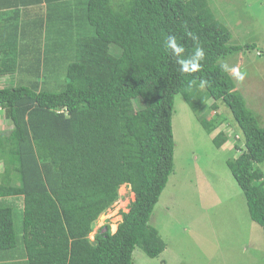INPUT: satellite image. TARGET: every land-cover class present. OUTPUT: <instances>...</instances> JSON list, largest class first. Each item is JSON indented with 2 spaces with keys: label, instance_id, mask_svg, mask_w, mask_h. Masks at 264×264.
<instances>
[{
  "label": "trees",
  "instance_id": "trees-1",
  "mask_svg": "<svg viewBox=\"0 0 264 264\" xmlns=\"http://www.w3.org/2000/svg\"><path fill=\"white\" fill-rule=\"evenodd\" d=\"M210 2L0 0V113L12 123L0 128V264H134L137 246L159 256L167 244L151 219L175 169L179 93L218 149L234 126L227 165L264 229V125L221 67L244 46ZM53 49L68 50L64 69L47 66ZM182 61L201 67L181 72ZM124 184L135 199L117 230L97 228Z\"/></svg>",
  "mask_w": 264,
  "mask_h": 264
},
{
  "label": "rangeland",
  "instance_id": "rangeland-1",
  "mask_svg": "<svg viewBox=\"0 0 264 264\" xmlns=\"http://www.w3.org/2000/svg\"><path fill=\"white\" fill-rule=\"evenodd\" d=\"M210 1L217 17L232 33L231 44L244 46L242 51L220 62L246 73L244 80L239 81L230 71L237 89L264 125V0ZM248 44L256 48H245ZM48 47L47 51L53 46ZM50 55L59 56L54 49ZM69 56L66 50L61 54L62 59L54 58L47 66L51 70L60 66L64 69ZM57 74L46 77L47 81H55ZM63 79L65 74L59 78ZM7 85H20V82L10 80ZM53 85L52 90L62 88ZM218 103L221 110L228 113L223 102ZM0 125L7 129L12 123L0 117ZM173 127L175 169L151 219L167 247L159 256L150 257L137 246L134 264H264V229L252 219L246 196L227 165L229 157L236 155L233 150L239 139L232 133L234 126L224 123L230 140L224 144V150L218 149L212 135L179 93L175 99ZM261 166L264 168V164ZM120 193L122 197L100 216L97 228L110 223L112 231L117 230L122 212L128 211L130 202L135 199L130 185H122ZM9 200L13 201L15 222L19 225L20 201ZM91 236L93 238L94 233Z\"/></svg>",
  "mask_w": 264,
  "mask_h": 264
},
{
  "label": "clouds",
  "instance_id": "clouds-1",
  "mask_svg": "<svg viewBox=\"0 0 264 264\" xmlns=\"http://www.w3.org/2000/svg\"><path fill=\"white\" fill-rule=\"evenodd\" d=\"M167 47L171 48V49H175L177 52L179 51H183V48H177V44H176V39L175 37H169L168 38V42H167ZM196 55L199 57H203L204 55V50L200 47L196 48ZM183 67L180 69L181 72H195L197 70L200 69L201 65L199 63H191L189 61H182ZM222 69L224 71H231V73L234 75V77L239 80V81H243L245 78L246 73H243L240 71L239 68L237 67H231L229 68V65H227L226 63L221 65ZM202 82V85L203 86Z\"/></svg>",
  "mask_w": 264,
  "mask_h": 264
},
{
  "label": "crops",
  "instance_id": "crops-1",
  "mask_svg": "<svg viewBox=\"0 0 264 264\" xmlns=\"http://www.w3.org/2000/svg\"><path fill=\"white\" fill-rule=\"evenodd\" d=\"M14 33H16V32H14ZM19 35V34H18ZM19 43V42H18ZM20 45V44H19ZM11 79V78H10ZM10 79H9V81L7 82L8 84H10ZM0 117L1 118H3V119H6L3 115H2V113H0ZM6 120H8V119H6ZM9 121V120H8ZM11 127H12V125H11ZM0 128H2L3 130H9L10 129V127L9 128H7V129H5V127L3 126V125H0Z\"/></svg>",
  "mask_w": 264,
  "mask_h": 264
}]
</instances>
